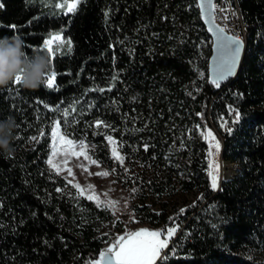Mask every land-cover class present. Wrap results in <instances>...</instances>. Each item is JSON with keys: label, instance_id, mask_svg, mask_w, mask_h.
<instances>
[{"label": "trees", "instance_id": "1", "mask_svg": "<svg viewBox=\"0 0 264 264\" xmlns=\"http://www.w3.org/2000/svg\"><path fill=\"white\" fill-rule=\"evenodd\" d=\"M57 1L0 0V37L20 35L29 53L61 29L71 41L52 59L54 89L0 86V120L17 125L14 153L0 152V264H92L113 241L100 233L108 210L47 165L54 122L102 164L115 162L113 138L132 216L180 222L157 264H264V0H236L244 62L219 87L196 0H83L75 12ZM209 125L239 167L218 191Z\"/></svg>", "mask_w": 264, "mask_h": 264}, {"label": "rangeland", "instance_id": "2", "mask_svg": "<svg viewBox=\"0 0 264 264\" xmlns=\"http://www.w3.org/2000/svg\"><path fill=\"white\" fill-rule=\"evenodd\" d=\"M45 3H48L50 0H43ZM71 0H58L56 5L59 4L64 11L67 12L66 9V3H70ZM242 28L245 31V26L242 20ZM53 33H59V35L63 38L64 41H69L67 37L63 35L60 31L51 32ZM50 34L46 39L50 37ZM45 39V40H46ZM56 44H53V49H55ZM65 50H68V46L65 43L60 47L59 52H63ZM57 122H54L50 128L49 131V153L47 157V165L48 167L54 171L55 173H58L59 175L63 176L66 181L77 191L88 198V196L95 195L99 198L100 201L105 202L109 204V207H105L108 210V214L111 216L110 220L103 221L100 224V233L102 234H111L113 241H109L107 244L104 245L105 251L107 248L115 246L116 239L119 236H124L126 233L137 231L141 228L148 229L150 231H160L162 233L161 239H167L168 245L171 242V239L175 236L180 222L176 223L172 227H164L162 225H151L140 222L139 218L135 215L132 216L131 211L129 210V195L126 191V189L121 185L118 177L117 168L118 166L115 165V163L118 162V164H121L120 160H117L114 158L115 162L112 164H102L94 159L92 155V149L93 147L88 144H83V146L80 145L79 141H75L71 138H69L61 129L60 131L62 134L66 135L67 139H71L75 141L76 143L73 146L74 152H84V155L76 156L72 155L71 153H66L62 150L61 145L59 142H57V149L56 152L53 153L52 144H53V137H52V128L56 126ZM211 132L213 136L215 137L214 142H218L220 144V150L219 153H216V149L213 147L210 149V142L209 138L207 137V133ZM203 138L208 143V151L213 153V156L210 157V159L215 160L220 165V180L218 181L217 188L220 187L221 181H223L221 177V168H222V162H229L234 163L229 160H225L222 157V138L221 135L216 131V129L209 125L205 129L204 132H202ZM109 144L111 145V150L115 149V146L112 142L109 141ZM113 155V151H112ZM52 159L53 163L57 166L56 168L52 167L48 161L49 159ZM209 159V160H210ZM92 161H96V163H92ZM236 164V163H234ZM120 166V165H119ZM236 166H238L236 164ZM57 168L59 171H57ZM69 170L71 171V175L69 174ZM98 173H107V175H97ZM211 178V177H210ZM79 184L80 188H76L74 185ZM92 185L94 186V190L92 188H89L88 186ZM196 196L194 194H187L182 197H178L177 200L179 202L178 206H183L184 204H187L189 202H192L195 200ZM97 201L96 199H92ZM111 202H115L114 204ZM182 204V205H181ZM156 208V207H155ZM169 228H174L176 231L174 235H172L170 238L167 236V230ZM167 249V248H166ZM163 250V253L165 250ZM100 260V259H99ZM92 264H95V262H92Z\"/></svg>", "mask_w": 264, "mask_h": 264}, {"label": "snow or ice", "instance_id": "3", "mask_svg": "<svg viewBox=\"0 0 264 264\" xmlns=\"http://www.w3.org/2000/svg\"><path fill=\"white\" fill-rule=\"evenodd\" d=\"M83 0H71L70 3H66L67 12H75L77 10L78 4L82 3ZM57 7H61V5L57 4ZM3 7V4L0 3V8ZM13 29L16 28L15 25L11 26ZM61 32L63 29L60 30ZM220 57L219 64L217 65V75L216 79L213 80V83L219 87V81L224 80L227 76L232 74L233 68L235 66L237 56L240 51V41L236 38L232 37H220ZM56 44L55 49H53V44ZM67 44L69 51L71 50V41H64L63 38L59 35V33L50 34V37L44 41L41 45V49L46 51L49 58L50 71L45 74V77L42 81V84L49 88L54 89L56 87V76L57 73L51 68L52 59L55 54L59 52L60 47L64 44ZM20 76L18 75L15 80L11 81L12 85H20ZM237 119L240 117V113H237ZM97 126H99L102 122L97 121ZM231 131V129H229ZM52 137L53 144L52 149L53 153L56 152L57 142L61 145V148L66 153H71L72 155L80 156L84 155V152H74L73 146L76 143L71 139H67L66 135L62 134L60 131V122L56 123V126L52 128ZM43 135V133H41ZM207 137L210 142V149L215 148L216 153H219L220 144L215 141V137L209 131L207 133ZM33 140H36L37 137H33ZM107 139L111 142L112 137H107ZM81 146H83L84 142H79ZM113 156L115 159L120 160L121 163L122 157L118 154L116 149H113ZM213 153L209 152V157H212ZM48 163L56 168L57 166L53 163L50 158ZM92 163H96V161H92ZM220 165L215 160H209V175L211 177V187L213 189L217 188L218 181L220 180ZM57 171L59 169L57 168ZM69 174L71 175V171L69 170ZM97 175H107V173H98ZM76 188H80L79 184L74 185ZM89 188L94 190V186L89 185ZM133 191H136L133 189ZM88 199H96L98 206L109 207V204L102 202L95 195L88 196ZM115 203V202H111ZM184 209H181L183 212ZM174 228H169L167 230V236L170 238L175 233ZM162 233L160 231H150L148 229L141 228L137 231L126 233L124 236H119L116 239L115 246L109 247L105 252L100 254V260H96L95 264H102V261L105 264H157L158 259H166L167 254L164 253L162 256V252L164 249L168 248L167 239H161ZM111 255H107V254Z\"/></svg>", "mask_w": 264, "mask_h": 264}, {"label": "clouds", "instance_id": "4", "mask_svg": "<svg viewBox=\"0 0 264 264\" xmlns=\"http://www.w3.org/2000/svg\"><path fill=\"white\" fill-rule=\"evenodd\" d=\"M50 71L48 54L44 50L33 49L29 53L20 35L0 37V86H6L20 76V85L36 90L42 85L45 74ZM16 120L9 115L0 120V152L9 156L14 153L11 145Z\"/></svg>", "mask_w": 264, "mask_h": 264}, {"label": "water", "instance_id": "5", "mask_svg": "<svg viewBox=\"0 0 264 264\" xmlns=\"http://www.w3.org/2000/svg\"><path fill=\"white\" fill-rule=\"evenodd\" d=\"M197 1V6L199 9V14L200 18L206 28V31L211 37V55L208 61V74H209V81L213 83V80L216 79L217 75V65L219 64V57H220V37H232L236 38L240 41V51L237 56V60L235 63V66L233 68L232 74L227 76L224 80L219 81V84L228 80V79H233L239 72L241 66L243 65L244 62V55L246 51V43L227 33L224 29H222L213 19V11H212V2L213 0H196ZM239 167H237L238 169ZM237 169L236 173L234 174L233 177L227 178L226 180H231L233 179L236 174H237ZM220 189V187L217 189V191ZM107 255H111L110 253ZM102 264H105L104 261H102Z\"/></svg>", "mask_w": 264, "mask_h": 264}, {"label": "built area", "instance_id": "6", "mask_svg": "<svg viewBox=\"0 0 264 264\" xmlns=\"http://www.w3.org/2000/svg\"><path fill=\"white\" fill-rule=\"evenodd\" d=\"M212 11L214 21L227 33L241 38V24L238 21L236 0H213Z\"/></svg>", "mask_w": 264, "mask_h": 264}, {"label": "bare ground", "instance_id": "7", "mask_svg": "<svg viewBox=\"0 0 264 264\" xmlns=\"http://www.w3.org/2000/svg\"><path fill=\"white\" fill-rule=\"evenodd\" d=\"M236 10L239 11L238 6L236 5ZM238 21L242 22V17L240 14V11L238 13ZM241 40H243L245 42V31L242 28V24H241V38H239ZM238 166H236V164H232L229 162H222V168H221V177L223 180L227 179V178H231L234 176V174L236 173V169Z\"/></svg>", "mask_w": 264, "mask_h": 264}]
</instances>
